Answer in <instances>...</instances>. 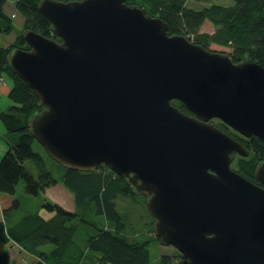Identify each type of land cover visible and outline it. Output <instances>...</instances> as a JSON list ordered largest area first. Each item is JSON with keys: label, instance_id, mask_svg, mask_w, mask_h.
<instances>
[{"label": "water", "instance_id": "water-1", "mask_svg": "<svg viewBox=\"0 0 264 264\" xmlns=\"http://www.w3.org/2000/svg\"><path fill=\"white\" fill-rule=\"evenodd\" d=\"M37 8L59 41L24 30L28 49L7 62L43 106L28 128L48 157L125 178L174 264H264V162L259 185L232 169L247 150L212 122L264 143V67L169 35L123 0Z\"/></svg>", "mask_w": 264, "mask_h": 264}, {"label": "trees", "instance_id": "trees-1", "mask_svg": "<svg viewBox=\"0 0 264 264\" xmlns=\"http://www.w3.org/2000/svg\"><path fill=\"white\" fill-rule=\"evenodd\" d=\"M7 1L0 0V36L10 34L14 28L13 18L4 11ZM9 1L23 18V24L13 42L0 47V78L11 85L8 98L12 103L0 112L7 146L0 159V194L14 196L17 185L23 181L25 194L37 196L61 181L73 195L74 210L44 202L46 217L38 210L19 217L14 211L20 201L13 199L10 207L2 210L0 243L17 245L33 256L30 264H174L180 255H162L156 262L151 260L150 242L162 243L153 234L155 221L146 208V197L138 194L125 178L103 165L82 172L55 162L64 171L57 181L48 171L42 153L34 150L35 145L44 151L29 132L28 122L43 106L29 86L12 72L7 55L16 48L28 49L22 38L24 30L59 39L38 11L40 0ZM123 2L160 18L167 24L169 35L186 36L206 49L210 45L227 48L234 63L249 61L264 67V0H232L231 5L216 4L215 0ZM205 22L212 25L211 33L201 32ZM172 104L191 114L178 101L173 100ZM215 126L249 150V156L240 158L235 165L242 176L255 181V169L264 162V143L256 136L242 137L221 121ZM26 161L32 163L36 176L26 169ZM136 214L139 221L131 223ZM0 264L16 263L4 251L0 252Z\"/></svg>", "mask_w": 264, "mask_h": 264}, {"label": "rangeland", "instance_id": "rangeland-1", "mask_svg": "<svg viewBox=\"0 0 264 264\" xmlns=\"http://www.w3.org/2000/svg\"><path fill=\"white\" fill-rule=\"evenodd\" d=\"M215 3L221 4V5H231L232 0H215ZM5 7H6V10H9L11 8L15 10L13 5L11 4V1L9 0L7 1ZM13 12L15 15H13L12 18L16 16V18L13 19L12 21L14 28L10 34L0 36V47H6L8 44L13 42V40L18 34V29L22 27L23 18L16 11H13ZM212 31H213L212 25L208 22H205L201 28V32L211 33ZM209 49L216 51V52L225 53V54L230 53L229 49L223 48L220 46H215V45H210ZM0 80H5V79L0 78ZM217 121L219 120L217 119L212 120L214 125L217 123ZM34 150L40 151L42 153L46 161V166H47L48 171L50 172V174L52 175L54 179H56L57 181H60L62 178L63 172H64L62 167H60L52 159H50L45 151H43L42 149L38 148L35 145H34ZM2 156H0V159L2 158ZM25 167L27 170L31 171L35 176L37 175L36 173L37 171L33 167L30 161L25 162ZM231 167L235 170H238L234 161L232 162ZM13 199H18L20 201V204L14 211V214L19 217L26 213H30L36 210H38L42 216L46 217L47 213L45 212V209L42 208V204L44 202H52L54 204L61 206L63 209L67 211L72 212L74 210L73 195L62 185L61 181L57 183L55 186L46 189L44 192H40L37 196L26 195L24 192L23 181H20L16 187L14 196H10L7 194H0V206L2 207L0 210V214H2L3 209H8L10 207ZM138 216L139 215L136 214V216L133 219H131L132 220L131 223L139 221V219L137 218ZM148 250H149L150 258L153 262L158 261L162 255H180V253L173 246L163 245V244L158 243L155 240L150 242ZM13 255L15 256L16 253L13 252ZM15 263L19 264L18 257H16Z\"/></svg>", "mask_w": 264, "mask_h": 264}, {"label": "crops", "instance_id": "crops-1", "mask_svg": "<svg viewBox=\"0 0 264 264\" xmlns=\"http://www.w3.org/2000/svg\"><path fill=\"white\" fill-rule=\"evenodd\" d=\"M4 11L11 17L15 15L13 12L15 10H13V8L6 10L5 7ZM15 18L16 16L13 19ZM10 87L11 85L8 81L0 80V112L6 110L12 104L10 99L8 98ZM1 125H0V156L4 154L5 150H7V146L5 143V129L3 125L2 126ZM1 208L2 207L0 206V210ZM0 218H1V214H0ZM0 251L7 252L10 259L14 260V262H16V257H18L19 264H30L31 262H33L34 259L33 256L27 254L26 252L22 251L17 245H13L11 243L8 244L0 243ZM13 252L16 253L15 256L13 255Z\"/></svg>", "mask_w": 264, "mask_h": 264}, {"label": "flooded vegetation", "instance_id": "flooded-vegetation-1", "mask_svg": "<svg viewBox=\"0 0 264 264\" xmlns=\"http://www.w3.org/2000/svg\"><path fill=\"white\" fill-rule=\"evenodd\" d=\"M247 150V156L246 157H241V156H239L238 154H236V153H234L233 154V156H232V162L234 161V162H236V161H238L240 158H247L248 156H249V150L248 149H246ZM232 164V163H231ZM232 168V167H231ZM233 169V168H232ZM235 170V169H234ZM235 171H237L238 172V170H235ZM239 173V172H238ZM240 174V173H239ZM254 176H255V174H254ZM249 180V179H248ZM249 181H251V180H249ZM252 183H254V184H257V185H259V183H258V181L256 180V178H255V181H251Z\"/></svg>", "mask_w": 264, "mask_h": 264}]
</instances>
